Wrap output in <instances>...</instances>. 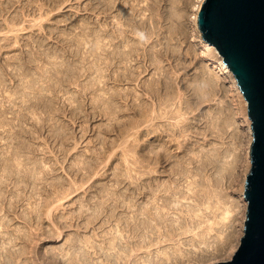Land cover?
I'll return each mask as SVG.
<instances>
[{
	"label": "rangeland",
	"instance_id": "rangeland-1",
	"mask_svg": "<svg viewBox=\"0 0 264 264\" xmlns=\"http://www.w3.org/2000/svg\"><path fill=\"white\" fill-rule=\"evenodd\" d=\"M201 1L117 0L106 11L103 0H0V264H79L85 246L82 255H95L89 257L98 258L96 264H213L232 258L244 234L253 131L236 79L220 70L216 49L203 46ZM102 39L126 57L114 53L111 73L118 76L119 69L125 77L111 79L107 89L101 83ZM123 58L127 62L119 63ZM201 163H209L205 185L210 173L219 182L215 187L222 182L220 190L209 184L200 189L209 197L193 217L186 212L192 200L172 201L184 196L197 178L189 175ZM104 194L121 203L108 224L109 216L96 211ZM164 203L180 208L175 213L186 221L180 218L183 227L156 230L153 243L160 244L143 249L137 243L144 237L127 236L131 241L124 244L130 246L120 249L122 255L113 248L118 259L107 246L117 236L116 225L126 224L134 211L154 216L150 207ZM168 236L171 241L163 240ZM66 249L76 253L68 250L69 256Z\"/></svg>",
	"mask_w": 264,
	"mask_h": 264
},
{
	"label": "water",
	"instance_id": "water-1",
	"mask_svg": "<svg viewBox=\"0 0 264 264\" xmlns=\"http://www.w3.org/2000/svg\"><path fill=\"white\" fill-rule=\"evenodd\" d=\"M198 26L237 81L253 131L244 234L231 259L264 264V0H204Z\"/></svg>",
	"mask_w": 264,
	"mask_h": 264
},
{
	"label": "bare ground",
	"instance_id": "bare-ground-1",
	"mask_svg": "<svg viewBox=\"0 0 264 264\" xmlns=\"http://www.w3.org/2000/svg\"><path fill=\"white\" fill-rule=\"evenodd\" d=\"M105 1H106V0H105ZM105 1L103 0L104 4L106 3ZM115 1H117V0H109L108 3H106L105 5L103 4V5H104V6H103L104 9H105V6H107V5H108V6L113 5ZM127 1H128V0H127ZM203 1H204V0H203ZM8 2H11V0H8ZM8 2H7V3H8ZM5 3H6V2H5ZM126 3H127V2H126ZM130 3H131V2H130ZM8 4H9V3H8ZM10 4H11V3H10ZM1 5H3V4L1 3ZM1 5H0V6H1ZM4 5H5V4H4ZM4 5H3V7H5ZM114 5H115V8H116V3H115ZM117 5H118V4H117ZM120 5H121V4H120ZM120 5H119V6H120ZM126 5H127V4H126ZM6 6H7V5H6ZM108 6H107V7H108ZM131 6H132V4H131ZM3 7H2V8H3ZM103 7H102V8H103ZM112 7H113V6H112ZM201 7H202V1H201V4L198 6L197 17L199 16V11H200ZM2 8H1V9H2ZM4 9H5V8H4ZM106 9H107V8H106ZM106 9H105V10H106ZM109 9H110V8H109ZM2 10H3V9H2ZM105 10H104V11H105ZM106 11H108V10H106ZM1 12H2V11H1ZM130 12H131V11H130ZM106 13H107V12H106ZM106 13H105V14H106ZM128 15H129V14H128ZM128 15H126V16H128ZM127 18H128V17H127ZM131 18H132V17H131ZM126 20H127V19H126ZM129 20H130V19H129ZM127 22H128V21H127ZM122 23H123V22H122ZM105 25H106V23H105ZM105 27H106V26H105ZM104 29H105V28H104ZM106 29L108 30V27H106ZM101 32L103 33L104 31H101ZM106 32H108V31H106ZM104 33H105V32H104ZM104 33H103V34H104ZM105 34H106V33H105ZM106 36H107V35H106ZM104 37H105V36H104ZM108 37H111V36H108ZM117 37H118V36H117ZM119 37H120V35H119ZM105 38H106V37H105ZM105 38H104V40H106ZM111 39H112V37L110 38V40H111ZM102 40H103V39H102ZM102 40H101V41H102ZM104 40H103V43L105 42ZM112 40H113V39H112ZM110 42H112V41H110ZM110 42H109V40H107V43H104V45L101 46V48L103 47V49H104V51H105L104 54H103V56L101 57V59H102V63H103V66H102V68L100 69V70H102V72H100V73H101V83H103L102 86H104L103 88H106L105 85H107V86L109 85L108 82H109L111 79H113L114 82H117V81L120 82V79L122 80V79H124V77H125V76H123V75L121 74V72H123V71L119 72V69H118V68H117V69H118V72L116 71V72L118 73V76H115V74H114V76L112 75L115 71H114L113 73H111L112 70L114 69V63H115L114 61H115L116 58H117V57H115V54H116L119 50L116 51V52H115V51L112 52V51H111L112 49L110 50V48H111V46H110L111 44H109ZM103 43H102V44H103ZM203 43H204V45H203L204 47L212 48V45H210L207 41L203 40ZM112 44H113V43H112ZM114 48H115V47H113V50H114ZM116 49H117V48H116ZM118 49H121V48L118 47ZM214 50H215V49H214ZM122 51H123V49H122ZM131 51H132V50H131ZM101 52H102V51H101ZM123 52H124V51H123ZM133 52H134V51H133ZM114 53H115V54H114ZM118 53H119V55H121L120 53H122V52H118ZM118 53H117V54H118ZM130 53H131V52H130ZM145 53H146V52H145ZM117 54H116V55H117ZM122 54H124V53H122ZM101 55H102V54H101ZM119 55H117V56H119ZM131 55H133V54H131ZM121 56H124V55H121ZM145 57H146V56H145ZM148 57H149V56H148ZM150 57H151V56H150ZM157 57H158V56H157ZM124 58H126V57L124 56ZM124 58H123L122 60H119V63H120V61L123 62ZM128 58H129V57H128ZM133 58H134V57H133ZM155 58H156V57H155ZM101 59H100V60H101ZM118 59H120V57H119ZM129 59H131V57H130ZM129 59H128V61H130ZM150 59H151V58H150ZM132 60H133V59H132ZM157 60H158V59H157ZM157 60H156V61H157ZM124 61L127 62V59L124 60ZM133 61H134V60H133ZM150 61H151V60H150ZM130 62L132 63V61H130ZM151 62H152V61H151ZM154 62H155V61H154ZM154 62H153V63H154ZM117 63H118V61H117ZM119 63H118V65H119ZM121 64H122V63H121ZM124 64H125V63H124ZM101 65H102V64H101ZM115 65H116V64H115ZM125 65H127V67H129L128 65H130V64H125ZM130 66H131V65H130ZM117 67H118V66H117ZM127 69H128V68H127ZM129 69H130V67H129ZM125 70H126V69H125ZM220 70L223 71V72L228 73L231 77H233V76H232V73L230 72V70L228 69V67L226 66V64H225L224 62H221V69H220ZM127 71H128V70H127ZM127 71H126V72H127ZM161 71H162V70H161ZM130 72H131V70H130ZM130 72H129V75L132 74V73L130 74ZM117 73H116V74H117ZM127 73H128V72H127ZM133 73H134V72H133ZM110 74H111V76H110ZM126 75H127V74H126ZM160 75H161V73H160ZM112 76H113V77H112ZM131 76H132V75H131ZM206 76H207V75H206ZM126 78L128 79L127 76H126ZM159 78H160V77H159ZM161 78H162V77H161ZM207 79H208V78H207ZM207 79H206V80H207ZM125 80H126V79H125ZM128 80H129V79H128ZM111 81H112V80H111ZM114 82H113V83H114ZM110 83H111V82H110ZM117 83H118V82H117ZM214 83H215V82H214ZM157 84L160 85L161 82H160V84H159V83H157ZM211 84H212V86L214 85L213 83H211ZM215 85H216V84H215ZM217 86H218V84H217ZM110 88L113 89L112 86H111ZM110 88H108V89H110ZM157 88H160V86L157 87ZM213 88H214V87H213ZM218 88H219V87H218ZM106 89H107V88H106ZM215 89H216V88H215ZM156 90H157V89H156ZM107 91H109V90H107ZM111 91H112V90H111ZM114 91H115V90H114ZM208 92H209V91H208ZM104 94H105V92H104ZM106 94H108V92H107ZM106 94H105V95H106ZM109 94H110V92H109ZM111 94L113 95L114 93L112 92ZM111 94H110V97H112ZM115 94H116V93H115ZM121 95H122V94H121ZM108 96H109V95H108ZM126 96H127V95H126ZM122 97H124V96L122 95ZM166 97H167V96H166ZM113 98H115V95H113ZM108 99H109V98H108ZM108 99L106 98L105 100H108ZM162 99H163V97H162ZM190 99H191V98H190ZM111 100H112V98H111ZM113 100H114V99H113ZM168 100H169V99H168ZM163 101H164V100H163ZM166 101H167V100H166ZM113 102H114V101H113ZM186 102H187V101H186ZM189 103H190V102H189ZM109 104H110V103H109ZM111 104H112V101H111ZM111 104H110V105H111ZM193 104H194V103H193ZM190 107H191V106H190ZM114 108H115V107H114ZM179 110H180V109H179ZM164 111H165V110H164ZM168 113H169V112H168ZM171 113H172V112H171ZM169 114H170V113H169ZM117 115H118V114H117ZM154 115H155V114H154ZM154 115H153V116H154ZM158 116L160 117V114H159ZM158 116H156V118H157ZM161 116H163V113H162ZM164 116H166V115L164 114ZM166 117H167V116H166ZM173 117H174V116H173ZM177 117L179 118L180 115H177ZM183 117H184V115H183ZM183 117H182V118H183ZM160 118H162V117H160ZM180 118H181V117H180ZM180 118H179V119H180ZM158 119H159V118H158ZM162 119H163V118H162ZM166 119H167V118H166ZM168 119H169V118H168ZM174 119H175V118H174ZM184 119H185V117H184ZM184 119L180 122V124L185 122ZM226 119H227V118H226ZM150 120H151V119H150ZM150 120H149V121H150ZM155 120H156V119H155ZM175 120H176V119H175ZM180 120H181V119H180ZM153 121H154V119H153ZM177 121H178V119L176 120V122H177ZM186 121H187V120H186ZM175 124H176V123H175ZM155 125H156V124H155ZM178 125H179V123H178ZM174 126L176 127L177 124L174 125ZM185 126H186V128H187V125H186V124H185ZM229 126H230V125H229ZM129 127H130V126H129ZM178 127H179V126H178ZM180 127L182 128V127H184V126L182 125V126H180ZM123 128H124V127H123ZM176 128H177V127H176ZM188 128H189V126H188ZM177 129H178V128H177ZM184 129H185V128H184ZM184 129H183V131H184ZM179 130H181V129H179ZM179 130H178V131H179ZM186 130H187V129H186ZM163 131H164V130H163ZM180 132H182V131H180ZM184 132H186V131H184ZM177 133H178V132H177ZM180 136H181V135H180ZM225 138H226V137H225ZM161 146H162V145H161ZM161 146H160V147H161ZM162 147H163V146H162ZM166 148H167V147H166ZM162 149H163V148H162ZM160 150H161V149H160ZM190 151H191V150H190ZM170 155H171V154H170ZM198 158H199V157H198ZM198 158H197V159H198ZM204 158H205V157H204ZM213 158H214V157H213ZM152 159H153V158H152ZM157 160H158V159H157ZM199 161H200V160H199ZM204 161H205V160H204ZM178 163H179V162H178ZM190 163H191V162H190ZM210 163H211V161H210ZM181 164H182V163H181ZM208 164H209V163H207V165H205V164L201 163V166H198V165H199V164H198V165H197V166H198V169H197V171L195 170L196 172H193V171H192V172H193V173H192V172L190 171L192 174L189 175V174H190V173H189V174H188L189 177H191V176L193 175L194 178L197 177L196 180H194L193 182L188 183L189 188H188V186H187V188H188L187 192H184V194H181V193H180L181 196H182V195H184V196L179 197L178 199H175L176 201H172V200H170V201L174 202V204H175V202H176V204H178V203L182 202V200H184V199H185V200L187 199V200H189V201L192 200V201L194 202V204L190 206V204L187 202V203L189 204V205H187V206L189 207V208H188L189 210L187 209L186 212H187V213H188V212H189V213H194V214H192L193 217H194V215H195V216L199 215V214H197V211H200V209H201V205L203 204V203H202V200H207V199H205V198H208V197H209V196H206V197L203 198V197L199 194V193H200V189L203 188L204 186H207V187H208V184H209L211 187H212V186L215 187V185H218V184H219V182L217 183L218 180H217L214 176H211V175H210L211 173H210V174H208V177L206 178V181H208V182H207L208 184L205 185V177H206V173H205V172H206V168H209V167H208V166H209ZM92 166H93V165H92ZM89 168H90V167H89ZM195 168H196V167H195ZM173 169H174V168H173ZM207 171H208V170H207ZM214 171H215V170H214ZM186 173H187V172H186ZM186 173H182V172H180V171H175V172H174V174H176V176L179 175V174H181V175L183 174V175H184V174H186ZM218 173H219V172H218ZM212 174H213V173H212ZM128 175H129V174H128ZM186 175H187V174H186ZM130 176H131V175H130ZM133 176H134V175H133ZM184 176H185V175H184ZM184 176H182V177L184 178ZM220 176H221V175H220ZM177 177H178V176H177ZM182 177H181V178H182ZM189 177H188V180H187V181H191V180H193V179L189 180ZM133 178H135V177H133ZM191 178H193V177H191ZM214 178H215V179H214ZM179 180H180V179H179ZM216 180H217V181H216ZM136 181H137V180H136ZM177 181H178V180H177ZM180 181H181V180H180ZM187 181H186V182H187ZM174 182H176V181H174ZM221 182H222V181H221ZM221 182H220V185H219V186H221ZM134 183H135V182H134ZM131 184H133V183H131ZM138 184H139V183H138ZM136 185H137V184H136ZM186 185H187V183H186ZM219 186H217V187L219 188ZM222 186H223V185H222ZM207 187H206V190H207ZM211 187H209V188L211 189ZM217 187H215V188H217ZM223 187H224V186H223ZM156 188H157V187H156ZM162 188H163V187H162ZM221 188H222V187H221ZM153 189H154V188H153ZM167 189H169V188H167ZM170 189H171V188H170ZM210 189H209L210 192H211V190H214V189H211V190H210ZM223 189H225V188H223ZM223 189H222V190H223ZM176 190H177V189H176ZM203 190H205V189H203ZM215 190H216V189H215ZM215 190H214V191H215ZM219 190H220V188H219ZM222 190H221L220 192H222ZM57 191H58V190H57ZM138 191H139V190H138ZM214 191H213V192H214ZM226 191H227V190H226ZM110 192H111V191H110ZM129 192H131V191H129ZM132 192H133V191H132ZM162 192H163V191H162ZM217 192L220 193L219 191H217ZM103 193H104V192H103ZM116 193H117V192H116ZM185 193H186V194H185ZM215 193H216V192H215ZM2 194H3V193H2ZM61 194H62V192H61ZM108 194H109V193H108ZM108 194H107V195H105V194L103 195V197H104V203L102 204L100 210H98V209H97V210L94 209V210L98 211V215H100V216H101V214H103L104 217H105V216H109V217H107V218H109V219H106V221H104V222H106V223H107V222H110V219H112L114 216H116V210L119 208V206H121L120 201H115L116 198H114L115 200H114V199L112 200V198H113L114 196H113V197H112V195H111V196H108ZM123 194H124V193H123ZM168 194H169V192H168ZM170 194H171V193H170ZM194 194H195V195H194ZM222 194H223V193H222ZM0 195H1V194H0ZM101 195H102V194H101ZM119 195H120V194H119ZM119 195H118V196H119ZM134 195H136V194H134ZM176 195H177V194H176ZM178 195H179V194H178ZM186 195H187V196H186ZM208 195H209V194H208ZM212 195H213V194H211L210 196L213 197ZM216 195H218V194L216 193ZM216 195H215V196H216ZM179 196H180V195H179ZM215 196H214V197H215ZM219 196H220V195H219ZM115 197H116V195H115ZM163 197H165V196H163ZM211 197H210L209 199H212ZM214 197H213V198H214ZM221 197H223V196H221ZM241 197H242V196H241ZM101 198H102V196H101ZM101 198H100V199H101ZM133 198H134V197H133ZM155 198H156V197H155ZM160 198H161V197H160ZM225 198H226V196H225ZM165 199H166V198H165ZM181 199H182V200H181ZM209 199H208V201H209ZM214 199H217V200H218V196H217V198H214ZM154 200H155V199H154ZM156 200H157V199H156ZM159 200H160V199H159ZM167 200H168V199H167ZM45 201H46V200H45ZM110 201H111V202H110ZM121 201H124V200L122 199ZM165 201H166V200H165ZM208 201H207V202H208ZM210 201H211V200H210ZM214 201H215V200H214ZM163 202H164V201H163ZM167 202H168V201H167ZM172 202H171V204H172ZM183 202H184V201H183ZM204 202H205V201H204ZM207 202H205V203L207 204ZM212 202H213V200L211 201V204L213 205ZM219 202H220V201H219ZM221 202H222V201H221ZM156 203H157V202H156ZM168 203H169V202H168ZM187 203H186V204H187ZM131 204H132V203H131ZM133 204H134V203H133ZM181 204H182V203H181ZM181 204H180V205H181ZM183 204H184V203H183ZM186 204H184V205H186ZM209 204H210V203L208 202V204H207L206 206H208ZM214 204H215V203H214ZM216 204H217V203H216ZM137 205H138V204H137ZM159 205H160V206H158L157 204H155V205L153 204V206H152V205L150 204V206H152V207H150V208L153 209V211H154V212H153V215H154V216L150 215V211H151V210H150V211H149V210H147V211H142V210H141V211H139L140 213L137 212L136 214H135L136 211H134V213H133L134 215H133V216L131 215L132 217L130 216L132 220H131V219H130V220L128 219L127 221L124 220L123 222L126 221L127 223H126V224L124 223V224H122V225H121V223H118V225H116V227H117L116 229H117V230L114 229V231H115V230L118 231V232H116V233H117V236H116V235H115V236L113 235V236H114V238L112 239V240H114L113 242H112V240L110 239L111 242H110V244L108 243L109 245H107V246L109 247V249L111 250V249L114 248V249L116 250V248H117L119 251H121V250L123 249L124 245L126 244L125 242H129V241H131V239L129 240L127 236H129L130 238H132V237H136V236H137V237L139 238L140 235H141V236H140L141 239H142V237H144V238L142 239V241L140 240V242L136 240L137 242H139V243H137V244H138V247H141V248L143 249V248H145V247H144L145 245L147 246V245H149V244H150V246H151L152 244H153V246H155L154 244L157 243V242H154V243H153V240H154V239H153L152 237H153V234H155V231H156V230H160V229L163 230V228H164L165 226H166L169 230L171 229L170 231H172V229H173V230H176V231H177L178 229L180 230L181 226L183 227L184 223H183L182 221H180L181 216L178 215L177 213H175L177 210H179V212H180V211H181L180 208L172 207L173 205H169V204H167V203H164L163 205H161V204H159ZM212 205H210V206H211V207H210L211 209H213V208H212V207H213ZM225 205H226V204H225ZM109 206H111V212L109 213L110 215H109V214L107 215V210L109 209ZM131 206H132V205H131ZM133 206H135V205H133ZM133 206H132V207H133ZM197 206L200 207L199 210H196V209L198 208ZM203 206H204V204H203ZM179 207H180V206H179ZM185 207H186V206H185ZM185 207H184V208H185ZM196 207H197V208H196ZM224 207H225V206H224ZM226 207H227V206H226ZM90 208H91V207H90ZM97 208H98V207H97ZM181 208H182V206H181ZM186 208H187V207H186ZM92 209H93V208H92ZM133 209H134V210H137V207H136V208H133ZM145 209H146V208H145ZM147 209H148V208H147ZM206 209H208V207H207ZM87 210L89 211V208H88ZM185 210H186V209H185ZM228 210H229V209H228ZM84 211H86V210H84ZM96 211H95V212H96ZM137 211H138V210H137ZM224 211H225V210H224ZM224 211H223V212H224ZM226 211H227V210H226ZM177 212H178V211H177ZM183 212H184V211H182V213H183ZM50 213H51V212H50ZM173 213L176 214L177 216H179V218H178V217H173V215H172ZM180 213H181V212H180ZM195 213H196V214H195ZM200 213H201V211H200ZM227 213H229V212L227 211ZM51 214H52V213H51ZM90 214H91V213H90ZM185 214H186V213H185ZM225 214H226V213H225ZM91 215H92V214H91ZM95 215L98 216V215H97V212H96ZM95 215H94V217H95ZM192 215H191V217H192ZM49 216H50V215H49ZM183 216H184V215H183ZM224 216H225V215H224ZM228 216L230 217L229 214H228ZM98 217H99V216H98ZM101 217H102V216H101ZM120 217H121V216H120ZM123 217H124V216H123ZM191 217H190V218H191ZM193 217H192V218H193ZM225 217L228 218L227 215H226ZM99 218H100V217H99ZM147 218H148V220H147ZM188 218H189V217H188ZM122 219H123V218H122ZM122 219L120 218V219H118V221L121 222ZM181 219L184 220V218H181ZM220 220H222V219H220ZM224 220H225V219H224ZM123 222H122V223H123ZM184 222H186V221L184 220ZM195 222H196V221H195ZM195 222L192 221V223H195ZM213 222H214V221H213ZM187 223H188V222H187ZM86 224H87V223H86ZM107 224H108V223H107ZM212 224H213V223H212ZM194 225H195V224H194ZM210 225H211V224H210ZM188 226H189V225H188ZM190 226H191V225H190ZM190 226H189V228H190ZM226 226H227V224H226ZM114 227H115V226H114ZM114 227H113V228H114ZM170 227H171V228H170ZM172 227H173V228H172ZM185 227H186V226H185ZM192 227H193V225H192ZM113 228H112V229H113ZM127 228H128V230L130 231V233H128V235H126V234L124 235L123 232H125V230H126V232H127V231H128ZM129 228H131V229H129ZM189 228H187V229H185V230H187L188 232H190ZM195 228H196V227H195ZM164 229H165V228H164ZM191 229L193 230V228H191ZM211 229H212V228H211ZM109 230H110V229H109ZM122 230H124V231L121 232ZM179 230H178V231H179ZM212 230H213V229H212ZM114 231H113V232H114ZM129 231H128V232H129ZM187 231L182 232V234L186 233ZM220 231H221V230H220ZM142 232H143V233H142ZM172 232H173V231H172ZM192 232H194V230H193ZM107 233H108V231H107ZM118 233H119V235H118ZM141 233H142L143 235H142ZM156 233H157V232H156ZM177 233H178V232H177ZM207 233H208V231H207ZM109 234H110V233H109ZM111 234H112V233H111ZM111 234H110V235H111ZM113 234H114V233H113ZM139 234H140V235H139ZM173 234H174V233H173ZM178 234H179V233H178ZM180 234H181V233H180ZM138 235H139V236H138ZM161 235H162V234H161ZM107 236H108V235H107ZM162 236H163V235H162ZM174 236H175V235H174ZM176 236H177V235H176ZM204 236H205V235H204ZM137 237H136V238H137ZM148 237H149V238H148ZM155 237H157V236H155ZM159 237H160V235L158 236V238H159ZM164 237H166V236H164ZM205 237H206V236H205ZM209 237H210V236H209ZM227 237H228V236H227ZM102 238L104 239V237H102ZM106 238H107V237H106ZM110 238H111V237H110ZM136 238H135V239H136ZM147 238H148V239H147ZM158 238H157V241H158V242H159V241L161 242V241H163V240H165V241H167V240H170V241H171V240H172L169 236L167 237V239H163V240H162V238H160V240H159ZM77 239H78V238H77ZM77 239H76V240H77ZM89 239H90V238H89ZM107 239H109V238H107ZM139 239H140V238H139ZM155 239H156V238H155ZM206 239H207V238H206ZM78 240H79V239H78ZM86 240H87V239H85V241H86ZM91 240H92V239H91ZM96 240H97V239H96ZM96 240H95V241H96ZM147 240H148V241H147ZM174 240H175V239H174ZM209 240H210V239H209ZM95 241H94V242H95ZM134 241H135V240H134ZM154 241H155V240H154ZM190 241H191V240H190ZM86 242H87V241H86ZM186 242H187V241H186ZM74 243H75V241H74ZM74 243H73V244H74ZM77 243H78V242H77ZM98 243H99V242H98ZM106 243H107V242H106ZM106 243H105V244H106ZM124 243H125V244H124ZM162 243H164V242H162ZM85 244H86V243H85ZM85 244H84V246H85ZM88 244H90V243L88 242ZM91 244H93V243H91ZM91 244H90V245H91ZM101 244H102V243H101ZM101 244H100V245H101ZM105 244H104V245H105ZM111 244H112V245H111ZM157 244H160V243H157ZM157 244H156V245H157ZM173 244H174V242H173ZM183 244H184V242H183ZM86 245H87V244H86ZM127 245H129V244L127 243ZM127 245H125V247H126ZM185 245H186V244H185ZM188 245H189V244H188ZM69 246H71V245L69 244ZM82 246H83V243H82V245H81L80 247H82ZM92 246H94V245H91V247H92ZM107 246H106L105 250L108 249ZM111 246H112V248H111ZM129 246H130V245H129ZM150 246H149V247H150ZM170 246H171V245H170ZM170 246H169V247H170ZM176 246H177V245H176ZM179 246H180V245H179ZM181 246H182V245H181ZM72 247H75V249H76L77 246H73V245H72V246H71V250L73 249ZM85 247H86V246H85ZM85 247H84V250H85ZM91 247H89V248H91ZM94 247L97 248V246H94ZM94 247H92V248H94ZM138 247H137V248H138ZM149 247H148V248H149ZM151 247H152V246H151ZM151 247H150V248H151ZM237 247H238V244L235 245V246L232 248L233 250L231 251V253H233V252L236 250ZM96 248H95V250H96ZM98 248H99V247H98ZM101 248L104 249L103 247H101ZM101 248H100V249H101ZM167 248H168V247H167ZM175 248H176V247H175ZM60 249H61V248H60ZM69 249H70V248H69ZM69 249H68V250H69ZM75 249H74L73 251H71V250H69V251H71V252H73V253H76V250H75ZM82 249H83V248H82ZM87 249H88V246H87ZM114 249H113V251H114ZM120 249H121V250H120ZM124 249H125V248H124ZM135 249H136V247H135ZM138 249H139V248H138ZM138 249H137V250H138ZM163 249H164V248H163ZM170 249H171V248H170ZM176 249H177V248H176ZM66 250H67V249H66ZM66 250H65V251H66ZM68 250H67V252L69 253ZM77 250H78V249H77ZM80 250H81V248L78 250V253H79ZM84 250L81 251V256L79 257V258L83 261L82 264H84L85 262H86L85 264H96V262H99V261H96L98 258H97L96 260L94 259L96 262H95L94 260H90V257H89V256H91V255H93V254H90L89 256H86L87 253H85ZM97 250H98V249H97ZM110 250H109V251H110ZM137 250H136V251H137ZM139 250H141V249H139ZM146 250H147V249H146ZM146 250H145V251H146ZM149 250H150V249H149ZM160 250H162V249H160ZM179 250H181V249H179ZM58 251H59V250H58ZM61 251H63V250H61ZM113 251L111 250L112 253H113ZM131 251H132V250H131ZM133 251H134V250H133ZM133 251H132V252H133ZM181 251H182V250H181ZM59 252H60V251H59ZM67 252H65L64 254H66ZM71 252H70V253H71ZM82 252H83V253H82ZM87 252H88V251H87ZM90 252L92 253V252H94V250H93V251L91 250ZM98 252H99V251H98ZM103 252H104V250H103ZM105 252H107V250H106ZM114 252H115V251H114ZM124 252L126 253V251H124ZM134 252H135V251H134ZM143 252H144V251H143ZM147 252H148V250H147ZM149 252H150V251H149ZM159 252H160V251H159ZM166 252H167V250H166ZM171 252H173V251H171ZM200 252H201V251H200ZM54 253H55V252H54ZM70 253H69V256H70ZM84 253H85L86 255H82V254H84ZM95 253H96V254H99V253H97L96 251H95ZM119 253H120V252H119ZM129 253H130V252H129ZM150 253H151V252H150ZM155 253H156V252H155ZM164 253H165V252H164ZM168 253H170V250H169V252H167V253H165V254H168ZM182 253H183V252H181V255H184V253H183V254H182ZM231 253H230V254H231ZM56 254H61V255H62L63 253L61 252V253H56ZM79 254H80V253H79ZM100 254H102V253H100ZM100 254L98 255L99 260H100V257H101ZM103 254H105V253H103ZM110 254H111V253H110ZM113 254H114V253H113ZM113 254H112V255H113ZM116 254H118V253L115 252V255H116ZM131 254H132V253H131ZM61 255H59V256H61ZM72 255H74V254H71V256H72ZM76 255H78V254H76ZM76 255H74V256H76ZM105 255H106V254H105ZM107 255H108V254H107ZM112 255H110L111 258H112L113 256L115 257V255H113V256H112ZM120 255H122V251H121V254H120ZM120 255H119V256H120ZM125 255H126V254H125ZM151 255H152V253H151ZM173 255H174V254H173ZM201 255H202V254H201ZM62 256H63V255H62ZM64 256H65V255H64ZM66 256H67V255H66ZM78 256H79V255H78ZM94 256H95V255H93V257H94ZM108 256H109V255H108ZM119 256L116 255V257H117L118 259H121L122 256H121L120 258H119ZM126 256H127V255H126ZM167 256H168V255H167ZM185 256H186V254H185ZM2 257H3V256H2ZM5 257H6V256H5ZM5 257H4V258H5ZM10 257H11V256H10ZM57 257H58V256H57ZM96 257H97V256H96ZM104 257L106 258V256H104ZM110 257H108V259H109ZM114 257H113L114 260L111 261V262H113V263H115V262L118 260V259L115 260L116 257H115V258H114ZM129 257H130V256H129ZM139 257H140V255H139ZM156 257H157V256H156ZM175 257H176V256H175ZM178 257H179V256H178ZM204 257H205V256H202V259H203ZM206 257H207V256H206ZM6 258H7V257H6ZM61 258H63V257H61ZM74 258H75V257H74ZM74 258H73V259H74ZM77 258H78V257H77ZM94 258H95V257H94ZM101 258H102V257H101ZM126 258H127V257H126ZM159 258L161 259V257H159ZM167 258H168V259H173V257H172L171 255H169ZM188 258H189V257H188ZM196 258L198 259V257H196ZM64 259H65V258H64ZM73 259H72V260H73ZM80 259H77V263H78V260H79V264H80ZM153 259H154V258H153ZM163 259H164V258H163ZM174 259H176V258H174ZM179 259H180V258H179ZM179 259H178V260H179ZM197 259H196V260H197ZM102 260H103V259H102ZM145 260H146V259H145ZM148 260H149V258H148ZM150 260H151V259H150ZM176 260H177V259H176ZM11 261H12V260H11ZM13 261H14V260H13ZM84 261H85V262H84ZM106 261H107V260H106ZM114 261H115V262H114ZM152 261H153V260H152ZM157 261H158V260H157ZM162 261H163V260L161 259V263H162ZM165 261H166V260H165ZM165 261H164V262H165ZM169 261H170V260H169ZM173 261H174V260H173ZM66 262H67V261H66ZM74 262L76 263V261H74ZM88 262H90V263H88ZM108 262H109V264H110V260H108ZM164 262H163V263H164ZM171 262H172V261H171ZM5 263H6V262H5ZM7 263H8V261H7ZM67 263H68V262H67ZM99 263H100V262H99ZM102 263H103V262H102ZM117 263H118V262H117ZM119 263L121 264L122 262L120 261ZM119 263H118V264H119ZM126 263H127V262H126ZM147 263H150V262L148 261ZM157 263H158V262H157ZM161 263H160V264H161ZM165 263H166V262H165ZM124 264H125V263H124ZM150 264H151V263H150Z\"/></svg>",
	"mask_w": 264,
	"mask_h": 264
}]
</instances>
